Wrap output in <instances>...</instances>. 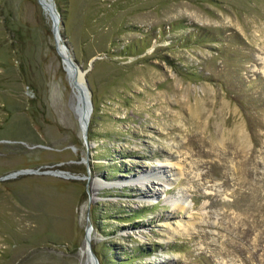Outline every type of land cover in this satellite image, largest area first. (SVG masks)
I'll return each mask as SVG.
<instances>
[{
	"label": "rangeland",
	"instance_id": "374dc122",
	"mask_svg": "<svg viewBox=\"0 0 264 264\" xmlns=\"http://www.w3.org/2000/svg\"><path fill=\"white\" fill-rule=\"evenodd\" d=\"M21 169L0 264H89L87 225L101 264H264V0H0V178Z\"/></svg>",
	"mask_w": 264,
	"mask_h": 264
},
{
	"label": "water",
	"instance_id": "95a60500",
	"mask_svg": "<svg viewBox=\"0 0 264 264\" xmlns=\"http://www.w3.org/2000/svg\"><path fill=\"white\" fill-rule=\"evenodd\" d=\"M37 2H38V0H37ZM49 7H50V9H49L50 21H51V28L50 29H51L53 36L56 37V36H59V23H60L59 14L54 9L53 4L51 2H49ZM54 22H56L55 25H54ZM67 59H68V65L72 70V74H71L72 79H70L72 84L75 83L73 81V77L75 76V74L76 73L81 74V81H82L81 82V88L80 89L78 87L76 88L77 92H78L79 100H80V118H81L80 120L82 122V127H81V124L79 123V121H78V126L80 129L82 140H83L85 147L87 149L89 147V144L87 143V126L89 123V117H90V114L92 111V106H91L89 94L87 91L86 79L84 77L85 70H82L81 68L77 67L75 65V63L71 60L70 57H68ZM28 172H38V171L31 170V169H21V170L14 172V173L8 174V175H6L0 179L13 176L17 173H28ZM40 173H50V171H45V172H40ZM87 229L90 230L91 226L87 225L85 227V230H84V236H83V238H84V251H85L86 256L88 258L87 260H88L89 264H98L97 258L90 248L91 239L86 234Z\"/></svg>",
	"mask_w": 264,
	"mask_h": 264
},
{
	"label": "bare ground",
	"instance_id": "6f19581e",
	"mask_svg": "<svg viewBox=\"0 0 264 264\" xmlns=\"http://www.w3.org/2000/svg\"><path fill=\"white\" fill-rule=\"evenodd\" d=\"M39 1V3H40V5H41V0H38ZM49 7H48V13H49ZM49 15H50V13H49ZM56 24V22H54V25ZM63 51V50H62ZM63 54H64V63L65 64H67L68 63V60H66V53H65V51H63ZM68 69H69V73L70 74H72V70H71V68L69 67V65H68ZM73 81L75 82L73 85L74 86H76V88L78 87L79 89L81 88V74H79V73H76L75 74V76L73 77ZM76 99H77V107H76V111H77V113H78V115H79V119H81L80 118V100H79V96H76ZM79 123L81 124V127H82V122H81V120L79 121ZM91 232H92V230L90 229V230H86V234H87V236H89L90 237V239L92 240V235H91Z\"/></svg>",
	"mask_w": 264,
	"mask_h": 264
},
{
	"label": "trees",
	"instance_id": "16d2710c",
	"mask_svg": "<svg viewBox=\"0 0 264 264\" xmlns=\"http://www.w3.org/2000/svg\"><path fill=\"white\" fill-rule=\"evenodd\" d=\"M57 10H58V9H57ZM59 15L61 16V15H62V12L59 11ZM90 124H91V121H90V119H89V123H88V126H87V140H89V138H90V131H89V129H90ZM92 250H93V249H92ZM93 252H94V251H93ZM98 263L101 264V261L98 260Z\"/></svg>",
	"mask_w": 264,
	"mask_h": 264
}]
</instances>
